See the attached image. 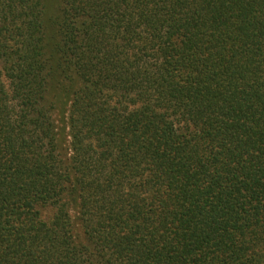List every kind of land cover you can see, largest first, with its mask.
I'll use <instances>...</instances> for the list:
<instances>
[{"label": "trees", "instance_id": "1", "mask_svg": "<svg viewBox=\"0 0 264 264\" xmlns=\"http://www.w3.org/2000/svg\"><path fill=\"white\" fill-rule=\"evenodd\" d=\"M0 264H264V0H0Z\"/></svg>", "mask_w": 264, "mask_h": 264}]
</instances>
